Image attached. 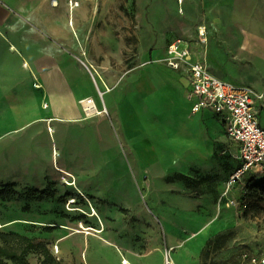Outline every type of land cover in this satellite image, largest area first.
<instances>
[{
  "label": "rangeland",
  "instance_id": "1",
  "mask_svg": "<svg viewBox=\"0 0 264 264\" xmlns=\"http://www.w3.org/2000/svg\"><path fill=\"white\" fill-rule=\"evenodd\" d=\"M79 1L81 7L73 13L63 0L59 5H53L52 0H0L10 10L1 25L3 33L11 41L23 34L38 36L39 53L33 49L29 53L23 40L18 47L25 57L42 65H49L56 48L83 55L88 69L97 70L94 74L100 87L104 88L101 75L112 87L105 97L113 114L109 123L111 129L118 128L117 133L110 135L103 123L104 145L101 140L94 143L86 138L85 126L72 125L66 139L58 138L59 150L77 170L86 168L90 174L98 170L94 175H80L95 181L87 180L89 189L79 193L63 182L65 174H45L44 186L39 187L31 175L37 166L43 171L33 154L35 145L20 154L23 175L20 171L18 176L15 150L18 155L19 150L16 135L12 136L18 127V95H4L2 108L8 123L0 124V186H16L13 193L0 198V231L35 238L46 244L61 264H95L96 252L101 264H115V247L109 248L107 240L117 242L132 264H239L244 252L264 256V164L230 186L239 165V144L217 116L190 112L186 76L167 63L169 44L180 39L189 43L194 59L206 62L212 72L222 71L233 77L232 81L263 94L256 99V108L264 126V0H185L184 4L178 0ZM182 8L184 12H180ZM74 14L77 32L68 22ZM201 26L206 27L205 36L200 34ZM56 27L62 30V37ZM4 46L0 41V96L13 85V78L27 74L28 80H34L37 74L35 65L26 71L22 55ZM143 76L151 77L145 96L136 86H141ZM114 96L119 103L125 99L138 102L133 120L143 124L129 122V138L117 121L111 102ZM33 97L25 95L27 102L30 99L25 105L27 113L33 110ZM124 115L122 112L120 121ZM37 126L38 140L45 128ZM30 133L27 129L25 135ZM81 136L85 140L81 141ZM46 138L41 144L44 149L48 147ZM94 148L96 152L106 148V155L92 169ZM54 151L52 143V168L59 157ZM151 162L158 166L152 167ZM111 167L116 170L109 178L106 172ZM104 169L105 174H99ZM107 177L108 189L100 188L96 183ZM120 178L126 181L124 191ZM32 190L46 193L41 197L31 194ZM73 198L76 202L70 204ZM79 228L93 232H77L84 236L85 249L73 235L65 241L70 245L65 259L59 258L61 252L55 247L64 235ZM100 229L104 231H95ZM56 234H60L58 240L53 239ZM151 256H155L151 261L143 260ZM43 258L42 252L28 255L31 264H41Z\"/></svg>",
  "mask_w": 264,
  "mask_h": 264
},
{
  "label": "crops",
  "instance_id": "2",
  "mask_svg": "<svg viewBox=\"0 0 264 264\" xmlns=\"http://www.w3.org/2000/svg\"><path fill=\"white\" fill-rule=\"evenodd\" d=\"M10 15V10L5 7L4 5L0 4V29L3 33V23L7 20L8 16ZM2 25V26H1ZM55 31L59 33V36L62 37V30L59 29L58 27L55 28ZM23 40L24 43H26V47L29 51V53H31V49H33V52L35 53H39L40 52V39L38 38V36L36 37V35H30L28 34L27 36H23L19 35V37H17V41H11L9 40L6 36L0 34V41H2L3 43H5V46H9V42H13L16 45H18L20 43V41ZM62 42L67 44L66 40L62 39ZM264 44V43H263ZM72 48V47H71ZM84 48V47H83ZM82 48V49H83ZM85 50V49H84ZM82 52H85V51ZM56 53L52 54L50 56V60H49V65H42L41 61H36L25 57L24 56V51L21 52L22 57L24 59H27L30 61V63L32 64V66H36V70H37V74H36V78L34 79L35 82L33 83L34 80H28L27 74L26 77L23 76V78H17L16 79H12L10 81V83H13V85L11 86H7L4 91L1 93L0 96V102L1 103V109H0V124L1 125H6L8 123L7 121V115H4V110H3V97L4 95H7L9 92L12 93H16L18 95L17 97V114H16V121L18 123V127H17V132L16 134H12V136L16 135L15 141L17 144V148L19 150V155L17 154L16 150H15V155H16V166L18 168V176L20 175V171H21V175H23V170L21 169V162H20V154L23 151V149L27 152H30L32 149H34V156L36 159V162L42 167L43 171L39 170V166H37L36 171L33 172L32 175V179L34 183H38L37 185L39 187H43L44 186V175H50L52 177H58L61 174H64L63 171L69 172L73 175V177H70L73 181H77V184L79 185L80 189H89V185L87 180H91V181H95L93 179L90 178H80V175H94L96 173H98V170H94L92 172V174H90L91 172L89 170H87L86 168H81L83 170V172L81 170H77L74 166L70 165L69 160L67 159V157L64 156L63 151L59 150V141L58 138L60 137L61 139H66V134L67 132L71 129L72 125H83L86 127V132L84 133L91 142H96L97 140H101V142H106V137H104V129L102 127L103 124L104 128L108 127L107 131L108 133H110V135L114 136V134L117 133L118 128H113L111 129V125L109 123V121H111V119L113 118V114L107 104L106 101V94L112 92V87L106 82L105 79L103 80V89H106V92L104 94V100H101L102 103H98L97 98H96V90L95 88H97L96 86V82L94 80L93 77V71L89 70L88 67L84 64V62H86V60L83 58V55H73V54H66L63 52V50L61 48H56ZM87 56V55H86ZM23 59V60H24ZM88 59V57H87ZM89 61V59H88ZM24 62V61H23ZM24 67V66H23ZM26 71H30V69H26ZM212 72V70H210ZM214 75H216L217 77L232 81L231 76H228L227 74H225L222 71H213L212 72ZM227 77V78H226ZM231 78V79H230ZM148 79H151L150 76H143V80L141 79L140 83L141 86H138V84L136 85L139 89L142 95H146V91L148 89V85L149 83L147 82ZM236 83V81H233ZM238 83L240 81H237ZM38 83H41L43 86L40 88H37L36 85ZM96 86V87H95ZM106 86V87H105ZM188 88V85H186ZM99 88L102 89L99 85ZM98 91V90H97ZM188 91V90H187ZM31 93L34 95V97L32 98L33 100V110L31 113H27L25 110V105L26 104H30V99H28V102L25 98V95ZM79 94L78 97V101L77 99H75V101L73 100V96ZM87 97H93L97 103V105L101 108L103 103L105 104V106L108 108L110 115H105V114H101V116H103V118H98V116L100 115H96V116H91L88 117L85 115V112L83 110L82 104H81V100ZM101 99V98H100ZM117 96L112 97V105L114 108V111L116 113V118L117 121L121 124V128L124 132V130L126 131L125 137L127 136L128 138L130 137L129 135V130H127V127L130 126L129 122L133 123L132 121H134L133 119L137 118V105L138 102L134 101V103L131 102V99H125L122 102H118L117 100ZM48 100V103L46 104L47 106L44 107L43 103L44 101ZM110 102V103H111ZM44 109H48V111H45ZM50 109V110H49ZM189 110L191 113H193L191 111V107L189 106ZM47 112V115H44V113ZM125 112V115L123 117L120 118L119 116L121 115V113ZM206 113H211L214 116H217L216 114L212 113L209 110H203L202 112H198L196 114H206ZM112 114V115H111ZM194 114V113H193ZM47 116V117H46ZM129 116L130 119H129ZM109 117V118H108ZM218 117V116H217ZM36 118H41L39 120H36ZM107 118V119H106ZM219 118V117H218ZM42 119H52V122L50 121H46V120H42ZM126 119V120H125ZM129 119V120H128ZM132 119V120H131ZM220 119V118H219ZM36 120V121H35ZM221 120V119H220ZM222 121V120H221ZM136 122V121H134ZM222 123H224L222 121ZM34 124H42L44 125L45 131L41 134H44V136L38 138L37 140V133H36V129L39 128L37 125L33 126ZM137 125H141L143 124L142 121H140L139 123L136 122ZM135 125V124H134ZM224 125V124H223ZM225 126V125H224ZM110 127V128H109ZM27 129H29L31 131L30 134H26L25 132L27 131ZM106 129V128H105ZM116 130V131H115ZM112 131V132H111ZM41 134H38V136H40ZM53 135V137H52ZM25 136V138L23 140H21V137ZM46 137H48V147L46 149H44V147H42V141H46ZM147 138V137H146ZM144 137V140L146 139ZM85 140L84 137L81 136V141ZM143 140V141H144ZM142 142V141H141ZM140 142V143H141ZM33 143V144H32ZM53 143V146L56 145V149L57 152L59 153V157L57 158V166L54 164V168H52L50 166V162L52 163V156H50L49 154V148L50 145ZM23 144V145H22ZM110 144V143H109ZM31 145H35L36 147L32 148ZM105 145V143H104ZM43 148V149H42ZM104 148V146H103ZM103 148L99 151L96 152V148H94V161L91 164V168L95 169L96 166H99L100 163L99 161H101L103 158H105L104 156L106 155V148L105 150H103ZM30 150V151H28ZM37 150V151H36ZM39 150V151H38ZM32 151V152H33ZM151 154H152V149H151ZM137 155V154H136ZM141 155V157L147 158L146 156H142V154H140L138 152V156ZM152 155L149 157L151 158ZM239 159V158H238ZM46 166H45V163ZM239 161V160H238ZM240 162V161H239ZM125 165V164H124ZM56 166V167H55ZM123 166H119V168H121ZM46 168V170H45ZM116 168H109L108 171L106 172L108 177L112 175L113 172H115ZM59 174V175H58ZM99 174L104 175L105 174V169L103 171H101ZM118 176V175H117ZM106 178L105 180L103 179L101 182H97L96 184H99L101 187L100 188H104L105 186L107 187L106 189H108V183H109V178ZM121 181L120 183V188L125 189V185H126V181H124L123 178L119 179ZM79 182V183H78ZM72 187V186H69ZM118 186H116L115 189H117ZM118 195H120L118 193ZM119 197L123 198V195H120ZM123 205H127L126 202H123ZM87 233V232H86ZM66 234V233H65ZM60 234H56L55 238L58 240L57 236H59ZM64 234L62 233L60 236H63ZM73 235H76L74 237H76L78 239V245L80 248H82V246L84 245L83 242V238L84 236L81 234H77V232L71 234V235H64V237H62V239L60 240V243H58V247H59V252H61V257L59 258H63L65 259V254H66V250L68 249V247L70 246L69 244H67L65 241L70 238L73 237ZM97 238V236H96ZM98 239V238H97ZM82 242H81V241ZM112 243H115L113 241H110ZM66 243V244H65ZM117 244V242H116ZM109 248H113L112 245L108 244ZM82 249H85V245ZM81 249V251H82ZM75 250V249H74ZM115 254H116V259L117 261L114 262L115 264H121V253H123L125 256L126 254L121 250V252L118 251L117 248H113ZM80 253V252H79ZM76 253V254H79ZM99 252H96V258H95V264H101V261L99 260ZM155 256H151L150 258H143V260L145 261H151V259H153ZM155 260V259H154ZM99 261V262H98ZM131 261V259H130ZM88 264H92L90 262H88ZM132 264V262H131Z\"/></svg>",
  "mask_w": 264,
  "mask_h": 264
},
{
  "label": "built area",
  "instance_id": "3",
  "mask_svg": "<svg viewBox=\"0 0 264 264\" xmlns=\"http://www.w3.org/2000/svg\"><path fill=\"white\" fill-rule=\"evenodd\" d=\"M181 44H185L182 49ZM167 63L171 69L185 74L191 111L209 110L216 114L224 122L227 134L239 144L240 162L231 176L230 186L241 180L246 172L264 164V126L256 108V99L263 94H258L250 85L214 75L206 62L194 59L190 44L181 39L167 46ZM96 71L93 68L92 74L99 96L104 100L107 88H99ZM81 104L88 117L110 115L105 104L100 108L93 97L82 99ZM239 264H264V256L244 252Z\"/></svg>",
  "mask_w": 264,
  "mask_h": 264
},
{
  "label": "trees",
  "instance_id": "4",
  "mask_svg": "<svg viewBox=\"0 0 264 264\" xmlns=\"http://www.w3.org/2000/svg\"><path fill=\"white\" fill-rule=\"evenodd\" d=\"M16 184L7 183L0 186V198H5L14 192ZM44 190H32L31 194L45 195ZM0 264H31L28 255L33 252H42L44 258L41 264H61L51 250L35 238L18 232L0 231ZM213 242H210V245Z\"/></svg>",
  "mask_w": 264,
  "mask_h": 264
},
{
  "label": "bare ground",
  "instance_id": "5",
  "mask_svg": "<svg viewBox=\"0 0 264 264\" xmlns=\"http://www.w3.org/2000/svg\"><path fill=\"white\" fill-rule=\"evenodd\" d=\"M63 1L66 2V4H67V6H68L70 12L72 11L73 13H75V12L78 10V8L81 7V2H80L79 0H63ZM90 1H91V0H85V2H86L87 4H90ZM184 2H185V0H178V3H179V4H184ZM52 4H53V5H59V4H60V0H52ZM80 11H81V10H80ZM180 12H184V9H183V8L180 9ZM52 18H53V17H52ZM75 19H76V14H74V17H73V18L70 17L68 22H69V25L71 26L72 30H73L74 32H77V31H78V28L76 27L77 25H76V21H75ZM55 21H56V20H55ZM206 33H207L206 27H205V26H201V27H200V34H201L202 36H205ZM0 34L3 35L1 29H0ZM203 41L205 42L206 39H203ZM9 46H10V49H11V50H13L14 52H17L18 54L22 55V54H21V51H20V49H19V47H18V45H16V44L13 43V42H9ZM82 46L84 47V45H82ZM23 61H24V62H23V66H24L26 69H31L32 64L30 63V61L27 60V59H24ZM98 72H99V71H98ZM99 73H100V72H99ZM100 75H101V73H100ZM101 78L104 79V78L102 77V75H101ZM42 86H43V85H42L41 83H38V84L36 85L37 88H40V87H42ZM46 106H47V105H44V107H46ZM42 120H46V121H50V122H52V119H42ZM54 153H56V155H58V152H57V151H54ZM54 153H53V154H54ZM151 166L154 167V168H156V167L158 166V163L151 162ZM63 172H64V174H65V177H64V179H63V182H64L66 185H68V186H72V187H74L75 191H77V192H79V193H82V191H81L79 185L77 184V181H76V180L73 181V179H72V180H69L68 177H67V176H71V177H73V175H72L71 173H69V172H66V171H63ZM154 183L156 184V183H157V180H155ZM70 202H72V203H73V202H76V199L73 198V199H71ZM70 204H71V203H70ZM70 204H69V205H70ZM68 208H69L70 210L76 209V208H73V207H71V206H68ZM83 227H84V226H83ZM90 230H91V229L86 230V229H81V228H79V229H76L75 231H76V232H79V233H85V232H87L88 234L93 233V232H91ZM95 231H97V232H99V233H102L104 230H103V229H100V230H95ZM107 243L110 244V245H112V246H114V247H116V248L119 250V252H121V247H120L118 244H116V243H112V242H110L109 240H107ZM56 246H57V245H56ZM55 248L59 251V247H58V246L55 247ZM170 263H172V261H171ZM121 264H131L130 259H129L127 256H125L123 253H121Z\"/></svg>",
  "mask_w": 264,
  "mask_h": 264
}]
</instances>
